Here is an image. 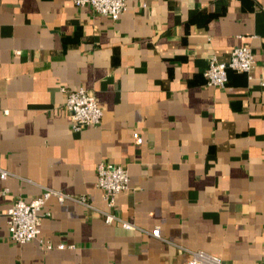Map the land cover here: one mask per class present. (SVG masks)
<instances>
[{
	"label": "crops",
	"instance_id": "1",
	"mask_svg": "<svg viewBox=\"0 0 264 264\" xmlns=\"http://www.w3.org/2000/svg\"><path fill=\"white\" fill-rule=\"evenodd\" d=\"M125 3L112 19L71 0H0V213L44 187L91 205L49 196L42 241L14 242L1 214L0 264H186L187 249L262 264L264 0ZM240 44L249 73L207 84V57ZM59 86L91 92L100 121L72 130ZM99 160L127 170L112 207Z\"/></svg>",
	"mask_w": 264,
	"mask_h": 264
},
{
	"label": "built area",
	"instance_id": "2",
	"mask_svg": "<svg viewBox=\"0 0 264 264\" xmlns=\"http://www.w3.org/2000/svg\"><path fill=\"white\" fill-rule=\"evenodd\" d=\"M74 5L87 4L95 12L105 14L115 19L125 8V0H71ZM254 65V54L247 44L233 46L226 60H218L214 54L207 57L205 68L202 74L205 82L209 85L222 87L226 81V69L231 68L249 73ZM64 93L63 104L68 112L69 126L72 130H78L86 125L97 124L101 117V108L94 95L83 87L65 88L59 86ZM135 142L139 143L141 137L132 133ZM7 171L0 167V178L7 175ZM95 185L102 190V196L108 207L114 205V197L120 190L128 188V174L126 167L106 160H99L95 165ZM49 196H53L56 201H75L90 207L84 195L73 196L60 189L44 187L42 191L28 200L16 198L12 203L0 213L4 216L8 235L14 242L22 243L33 238H39L40 219L43 213L41 207ZM105 222H118L123 227H132V223L120 219L113 212L100 210ZM151 234L159 236L158 227L151 229ZM50 247L49 243H45ZM57 247L65 246L58 243ZM72 246V244H68ZM189 258L186 264H225L222 259L215 254L202 249H187ZM262 264H264V246L262 253Z\"/></svg>",
	"mask_w": 264,
	"mask_h": 264
}]
</instances>
